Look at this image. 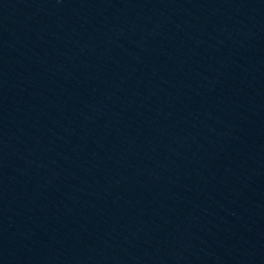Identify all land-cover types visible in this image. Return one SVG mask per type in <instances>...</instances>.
I'll list each match as a JSON object with an SVG mask.
<instances>
[{"label":"water","instance_id":"water-1","mask_svg":"<svg viewBox=\"0 0 264 264\" xmlns=\"http://www.w3.org/2000/svg\"><path fill=\"white\" fill-rule=\"evenodd\" d=\"M0 264H264V0H0Z\"/></svg>","mask_w":264,"mask_h":264}]
</instances>
